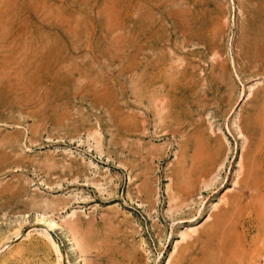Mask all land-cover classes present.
<instances>
[{
    "label": "rangeland",
    "instance_id": "1",
    "mask_svg": "<svg viewBox=\"0 0 264 264\" xmlns=\"http://www.w3.org/2000/svg\"><path fill=\"white\" fill-rule=\"evenodd\" d=\"M44 234L62 264H264V0H0L6 264H57Z\"/></svg>",
    "mask_w": 264,
    "mask_h": 264
},
{
    "label": "bare ground",
    "instance_id": "2",
    "mask_svg": "<svg viewBox=\"0 0 264 264\" xmlns=\"http://www.w3.org/2000/svg\"><path fill=\"white\" fill-rule=\"evenodd\" d=\"M71 222L69 224H66V225H67V227H68V229H69V231H70V233H71V235L73 237V240L75 241L76 245L80 249V253H81L80 258L83 259L84 258L83 255H84V252H85V248L84 247L86 245H88V242H87L88 240L82 238L83 236L80 235L81 233H79L80 231H79V228H78L79 227V223L77 224L75 221L73 223H71ZM48 225H50V224H48ZM83 234H85V233H83ZM31 237H32V235H31ZM44 237H45V240L47 241L48 245H50V247L52 248V250L55 252V254L57 256V260H58L57 264H62V253H61L57 243L49 235H45L44 234ZM85 240H86V242H85ZM1 241H2V239H1ZM2 243L0 244V246L2 245ZM2 250L3 251L0 253V264H6L7 260L9 259V258L7 259V257L13 256L17 252V251H15V247H9L6 250H4V249H2Z\"/></svg>",
    "mask_w": 264,
    "mask_h": 264
}]
</instances>
